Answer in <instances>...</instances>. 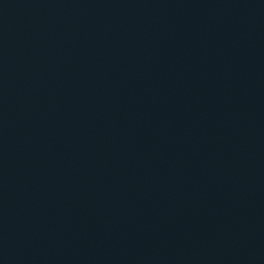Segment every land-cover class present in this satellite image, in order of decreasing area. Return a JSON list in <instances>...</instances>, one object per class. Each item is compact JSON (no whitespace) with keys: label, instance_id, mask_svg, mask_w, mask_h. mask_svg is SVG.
<instances>
[{"label":"water","instance_id":"obj_1","mask_svg":"<svg viewBox=\"0 0 264 264\" xmlns=\"http://www.w3.org/2000/svg\"><path fill=\"white\" fill-rule=\"evenodd\" d=\"M0 264H264V0H0Z\"/></svg>","mask_w":264,"mask_h":264}]
</instances>
